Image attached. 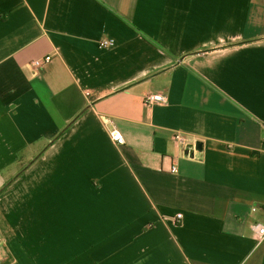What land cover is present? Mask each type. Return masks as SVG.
<instances>
[{
	"label": "crops",
	"instance_id": "0c3cea01",
	"mask_svg": "<svg viewBox=\"0 0 264 264\" xmlns=\"http://www.w3.org/2000/svg\"><path fill=\"white\" fill-rule=\"evenodd\" d=\"M254 222L264 0H0V264H264Z\"/></svg>",
	"mask_w": 264,
	"mask_h": 264
},
{
	"label": "built area",
	"instance_id": "2783aa9c",
	"mask_svg": "<svg viewBox=\"0 0 264 264\" xmlns=\"http://www.w3.org/2000/svg\"><path fill=\"white\" fill-rule=\"evenodd\" d=\"M114 47V42L110 39H103L100 42V49H109ZM50 57L46 56L43 59L35 60L32 62L31 66L33 69H39L43 67L45 64L49 63ZM143 105L146 107H151L153 105H159L162 107H167L169 105V97L166 93L162 92H150L145 94L142 98ZM103 124L105 129L109 133L111 139L116 142L117 144L121 145L124 143V140L121 134L114 128L112 125V121L109 117L103 118ZM176 142H184L185 139L182 138L180 135L175 136ZM173 171H175L173 169ZM177 220L181 219V215L176 216ZM248 236L251 238L253 242H255L256 246L262 244L264 242V225L259 222H254L249 227Z\"/></svg>",
	"mask_w": 264,
	"mask_h": 264
},
{
	"label": "water",
	"instance_id": "95a60500",
	"mask_svg": "<svg viewBox=\"0 0 264 264\" xmlns=\"http://www.w3.org/2000/svg\"><path fill=\"white\" fill-rule=\"evenodd\" d=\"M186 151H187L186 154L190 153V156L193 159H195V160L201 159V155H202L201 142H197L193 147L192 146H188Z\"/></svg>",
	"mask_w": 264,
	"mask_h": 264
}]
</instances>
